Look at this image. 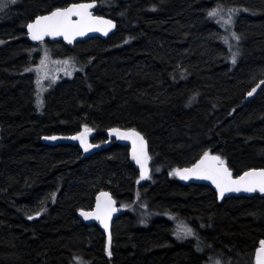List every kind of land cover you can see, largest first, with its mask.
<instances>
[{"label":"trees","instance_id":"obj_1","mask_svg":"<svg viewBox=\"0 0 264 264\" xmlns=\"http://www.w3.org/2000/svg\"><path fill=\"white\" fill-rule=\"evenodd\" d=\"M95 1V15L116 30L73 46L31 45L25 27L55 7L90 0L0 8V264H253L264 197L218 202L209 187L182 185L173 173L205 152L225 160L234 177L264 168V84L248 96L264 80V0ZM217 5L238 9L228 30L208 16ZM231 32L240 40L229 50L222 38ZM41 44L50 56L78 59L79 68L44 91L38 107L29 69ZM85 125L102 147L89 157L41 142ZM111 128L144 136L145 182L128 149L106 139ZM101 191L121 208L111 256L102 231L77 217ZM181 224L193 239L176 236Z\"/></svg>","mask_w":264,"mask_h":264},{"label":"snow or ice","instance_id":"obj_2","mask_svg":"<svg viewBox=\"0 0 264 264\" xmlns=\"http://www.w3.org/2000/svg\"><path fill=\"white\" fill-rule=\"evenodd\" d=\"M17 0H0V8H4L8 3L15 4ZM96 7L95 0L90 2H74L66 7H55L48 14L38 15L33 22L27 24V31L30 38L33 41L43 42L45 37H58L62 36L69 44L73 43L76 37L84 36L89 32H101L107 35L108 32L115 27V24L110 19H104L101 16L94 15L91 9ZM238 11V9L225 10L221 5H217L208 12L209 18L216 19L218 23L228 27L233 23L232 17ZM76 19H73V18ZM223 42L228 46L229 50L233 45L230 40H235L237 43L240 40V36L235 32H231L229 36L222 38ZM127 42V41H126ZM239 51L232 52V64L235 65ZM49 62L48 52L45 50L44 59L40 61V67L35 71L37 73V85L41 90L43 89L42 81L45 79H51L55 82V77H49L47 72V64ZM65 66L69 65V61L62 62ZM31 71V69H29ZM67 71V68H65ZM261 84H264V80L260 81V84L253 87L248 92V96H252L257 88ZM43 99L40 97V92L37 93V106H43ZM92 129L87 125L84 126L83 132L78 135L66 137V139L78 140L85 152H88L93 147L98 145L90 144L87 140L89 133ZM109 135H115L122 140H129L132 144L131 157L140 167V180L149 178L148 161L150 159L147 152V142L143 135L135 129L121 130L120 128L110 129ZM64 137L50 136L45 137L49 140L62 139ZM178 175L180 179L187 180L191 177L197 179L211 181L217 189L220 198L222 199L225 193L228 192H248L253 193L259 191L264 194V169H250L245 171L242 175L233 177L232 172L226 166L225 160L218 155H211L209 152H205L200 160L195 163L191 168L175 169L174 173ZM139 183V180L137 181ZM139 196V193H137ZM53 200H55V194L53 193ZM115 201L111 195L107 192H101L97 197L96 209L94 212L81 211V215L88 218H94L103 225L107 230L109 227L108 221L110 220L112 213L116 210ZM40 215V212L37 213ZM29 219L33 217L29 216ZM194 234L192 228L187 225L181 224L177 229L178 238H186ZM109 251L108 255L111 256L110 251L111 235L108 239ZM255 264H264V240L259 242V247L255 254Z\"/></svg>","mask_w":264,"mask_h":264},{"label":"water","instance_id":"obj_3","mask_svg":"<svg viewBox=\"0 0 264 264\" xmlns=\"http://www.w3.org/2000/svg\"><path fill=\"white\" fill-rule=\"evenodd\" d=\"M96 3V7H94L93 9H91V11L93 12V14L95 15L94 11L95 9L97 8V2L95 1ZM102 17V16H101ZM104 19H108V18H105L103 17ZM73 19H76L75 17ZM111 20V19H110ZM34 21V20H33ZM32 21V22H33ZM113 21V20H112ZM113 23L115 24V27L112 28L107 35H104L103 33L101 32H89L87 33L86 35L84 36H78L75 38V40L73 41V43L69 44L66 40H64V38L62 36H58V37H45L43 42L47 41V42H51V43H55V42H62L63 44L67 45V46H73L74 44L78 43V42H82V41H86L88 39H92V38H99V39H102V40H105L107 39L111 34H113L116 30V23L113 21ZM25 39L31 44V45H37L38 43H41L39 41H33L31 38H30V35L28 34V31H27V26L25 27ZM113 129V128H111ZM121 130H128V129H121ZM109 131L110 129L106 130L105 132V137L108 141L110 142H114L116 143L117 145L119 146H122V147H126L128 149V158H129V161L130 163L132 164V166L135 168V170L138 172L139 174V178H140V167L139 165L136 164V162L132 159L131 157V152H132V144H131V141L129 140H122V139H119L117 138L115 135H109ZM83 131H80V132H77L75 134H72V135H50V136H56V137H64L62 139H57L55 141L53 140H49V139H45V137H50V136H44L41 138V142L42 144L44 145H47V146H59V145H71V146H77L79 149H80V152L81 154L86 158V157H89L91 156L92 154L94 153H97L99 151H101L102 147L98 144H94L92 142V139L94 137V132L91 131V133H89L88 137H87V140L90 144H93V145H98V147H93L91 148L88 152H85L84 149L82 148V146L80 145V142L78 140H72V139H66V137H71V136H75V135H78L79 133H81ZM0 136H1V128H0ZM147 142V141H146ZM147 152H148V145H147ZM211 155H215V154H212L210 153ZM149 155V154H148ZM203 156V155H202ZM201 156V157H202ZM200 157V158H201ZM200 158L195 162L197 163ZM194 163V164H195ZM149 164H150V159L148 161V168H149ZM193 164V165H194ZM193 165H191L190 167H185V168H191ZM227 166V165H226ZM228 167V166H227ZM179 169H184V168H179ZM256 169H264V168H256ZM230 170V169H229ZM250 170V169H249ZM231 171V170H230ZM248 171V170H247ZM232 172V171H231ZM244 173V172H243ZM243 173H241L240 175H242ZM233 174V173H232ZM149 175H150V169H149ZM234 177V176H233ZM237 177V176H235ZM234 177V178H235ZM176 178L177 180L182 184V185H190V184H194V185H202V186H206V187H209L210 189H212V191L214 192V194L216 195V198L218 200V202H222L223 200L225 199H229V198H240V197H243V198H251L255 195H259V196H262L264 197V194L260 193L259 191H256V192H253V193H248V192H244V191H241V192H228V193H225L224 197L221 199L220 196H219V193L217 191V189L215 188V185H213L211 183V181H208V180H202V179H197L195 177H191L187 180H182L180 179V177L178 175H176ZM148 179V178H147ZM147 179H144V180H140L141 182H145ZM101 192H107L109 193L108 191H101ZM99 192L96 196H95V200H94V205H93V208L89 211H85V212H94L95 209H96V203H97V197L99 196V194L101 193ZM110 194V193H109ZM111 195V194H110ZM112 197V196H111ZM112 199L114 200V198L112 197ZM115 201V200H114ZM115 211L112 213V216L110 218V220L108 221V224H109V227L108 229L106 230L103 225L100 223V221L94 219V218H88V219H85L84 216H82L80 212H78L77 214V217L78 219L86 226H92V225H96L101 231L102 233L104 234L105 236V245H106V252L109 251V244H108V239H109V234L111 235V228H112V225L114 223V220L118 217L119 213H120V210L121 208L119 206L116 205V202H115ZM264 240V239H263ZM261 241V240H260ZM259 241V242H260ZM259 242L257 244V248L255 249L254 251V256H253V264H255V254H256V250L258 249L259 247ZM110 248H111V245H110Z\"/></svg>","mask_w":264,"mask_h":264},{"label":"rangeland","instance_id":"obj_4","mask_svg":"<svg viewBox=\"0 0 264 264\" xmlns=\"http://www.w3.org/2000/svg\"><path fill=\"white\" fill-rule=\"evenodd\" d=\"M20 0H17V2H19ZM16 2V3H17ZM15 3V4H16ZM45 49L46 46L44 44H41L39 47L36 48V53L38 55H40V59H36L35 60V63L30 67L31 72L34 77H35V89H36V96H37V93L38 91L40 92V97L42 99H44V91L46 90H51L53 89L61 80H71L73 78V73H75L77 71V69L79 68V66L76 65V63L78 64V59H74L76 60V63L74 62V60L70 59V58H56V57H53L52 55L50 56L49 52H48V57H49V62L47 64V72H48V76L49 77H55V82H52L51 79H45L42 81V84H43V89L45 90H41L38 85H37V73H36V69L38 67H40V61L42 59H44V56H45ZM42 54V56H41ZM63 61H69V65L68 66H65L62 62ZM77 66V67H76ZM65 68H67V71H65ZM28 71V70H27ZM64 77H67V78H64ZM63 78V79H61ZM61 79V80H60ZM59 81V82H57ZM57 82V83H56ZM56 83V84H55ZM55 84V85H54ZM47 93V92H46ZM44 95V96H43ZM37 100V99H36ZM170 217V220L172 219L173 221H176V219L173 217V216H169ZM180 226V225H178ZM176 236H177V231H176ZM193 235H191L190 237H186V238H190V239H193L192 238Z\"/></svg>","mask_w":264,"mask_h":264}]
</instances>
